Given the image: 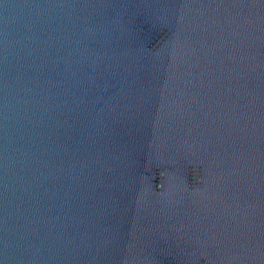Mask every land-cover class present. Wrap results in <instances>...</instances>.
<instances>
[{"label": "water", "instance_id": "water-1", "mask_svg": "<svg viewBox=\"0 0 264 264\" xmlns=\"http://www.w3.org/2000/svg\"><path fill=\"white\" fill-rule=\"evenodd\" d=\"M0 264H264V0H0Z\"/></svg>", "mask_w": 264, "mask_h": 264}]
</instances>
